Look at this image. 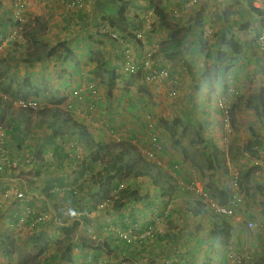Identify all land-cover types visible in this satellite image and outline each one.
<instances>
[{"label":"crops","instance_id":"0c3cea01","mask_svg":"<svg viewBox=\"0 0 264 264\" xmlns=\"http://www.w3.org/2000/svg\"><path fill=\"white\" fill-rule=\"evenodd\" d=\"M0 1L3 4L2 9L0 8V17L7 22V24H0V33L5 36L8 33V25L10 24V17H8L10 11L7 3L11 0ZM33 1V6L29 5L27 8L31 17L30 21L32 20V24L28 25V28L38 25V23L34 22L36 17L42 19L40 21L43 22L44 27L38 33V37L50 46L63 41L67 42L73 61L70 64L56 60L53 56L43 57L29 66L24 61L30 57L29 51L38 47V45H35L32 40L6 41L3 47L4 51L0 54L3 57H0V59H5L23 77H32V81L36 77L49 81V77L53 75L54 71H60L61 69L62 71L68 70L72 72L75 60L80 61V66H78L80 71H78V75H74L72 78L77 85L86 83L89 76H97L100 72L104 74L106 69H115L121 73L125 66L123 60L125 52L129 51L130 58L139 64L150 46L155 45V43L160 45L162 42L167 41L168 38L167 31L157 29L159 18L154 13V7H162L163 3L158 6L154 3V0H122V8H114L116 0ZM167 1L169 3L170 0ZM184 1L177 0L176 4L170 8L178 7V3L182 4ZM243 1L239 0L240 6L237 7L238 4H235L232 0H207L208 3L198 7L199 9L194 13H181L175 19L174 17L169 18L172 27L186 30V38L181 47L182 50L183 48L188 49L184 57L190 68L191 64L193 65L191 59L197 61L195 67L193 65L191 68L192 75L204 74L207 76L211 74L212 77L217 76L216 80L225 81L222 86L223 92L219 95L224 97L229 95L231 105L236 104L237 101L241 102L237 94L245 102L244 99L246 97L264 88V53L255 49L257 28L260 25L264 26V18L253 19L249 17L244 19L248 9ZM73 2L74 4H71ZM4 12L5 14H3ZM194 14L195 16L193 17ZM198 22L203 28L201 31L198 30V27H193ZM209 28L211 33L204 35V31ZM222 30H224L223 35L226 39L232 37L238 43L245 45V47L241 54L231 57V60H227L228 68L225 66L224 68L217 67L218 70L216 71L208 66L205 67L206 63L202 64L200 61L205 59L207 55H210L212 60H214L217 49L225 50L222 39L218 36ZM114 31H123L122 33H126L129 36L131 42H128V48L109 39L108 34L110 35ZM134 34L140 35V38H136V35L134 37ZM3 37L0 36V45L5 40ZM98 52L101 57L100 60L106 62L100 69L97 68L93 60V57H96L93 54ZM156 56V68L160 69L168 66L169 59L163 53L159 52ZM176 63L173 67L178 76L176 88L181 95L190 96V99H185L183 104L187 105L186 102H189L193 105H189L193 110L196 109L195 104L199 102L202 104L203 100L207 101V104L204 103V105H209V100L212 99L211 95L207 99L203 98V96L206 92L208 94L216 91L215 83L217 81L211 82V88H208L207 85L205 86L204 83L201 85V91H197L194 85L196 81L191 82L187 78V72H189L187 67L181 61ZM225 77L228 78V81L225 80ZM256 77L260 83L256 81ZM142 81L143 87L140 88V91L135 90L140 87L139 85L134 88L129 87V91L134 93L133 96L135 98L126 100L124 105H118V103L103 104V101H101V104L97 105L95 109L96 115H94V118L91 114H85V111H82L85 115L74 114L75 119L79 123L86 125L92 138L101 144L114 143L116 139L113 132L127 136V139L138 138L139 136L144 138L153 130L158 132L156 129L151 130L148 128V119H146L148 116L145 114V110L153 105L149 104V106L148 99H145L146 97L142 94L147 91L150 95L154 94L153 98H155L156 88L162 87L147 78ZM38 87L41 91L45 90L42 84L38 85ZM222 87L221 84L217 83V91ZM234 87L240 88L234 89ZM139 97H142L144 101L137 100ZM183 104L181 105L184 108ZM47 105V107L53 106L49 103ZM154 107H156V113L160 112L161 115L169 114V108L164 107L163 103L154 105ZM182 107L178 106L175 108L180 112L184 110ZM61 108L64 109L65 106L61 104ZM215 111L216 116L220 115ZM185 114L183 113V115ZM236 114V119L241 116V120H244L245 116L248 115L247 129L246 126L239 128L243 135L245 134V139L251 140L252 132H254L260 136L263 142V147L257 151V155L251 161L250 168H254L253 175L257 176L256 183L251 188L248 186L247 190L252 192L249 193L250 199L241 191V202L237 208V216L249 211V214L253 215L255 223L261 224L264 223V213L261 211V208H264V120L257 119L252 109L244 108ZM167 117L169 118V116ZM236 124L238 127L239 123L237 122ZM42 125L44 124L35 127L37 133L27 134L28 136L24 138H20L18 133L13 134L10 127L7 130L10 142L8 141L6 144V146L8 144L11 146L7 151L8 154L6 153L9 160H20V167H24L26 170L29 166L30 169H33L32 173L37 175V180L39 179L34 181L29 177L22 181V189H17L18 191H25L26 205H30L37 211L39 208L48 211V203L51 202L52 204L61 205V217H64L62 212L70 209L69 214H67L69 217H64L67 220V224L64 225L61 222V225L56 224L53 229L49 228L51 221L40 225V229L38 228L37 231L32 233L34 235L33 238H37L36 240L39 242L25 243L23 250L26 252L28 249H39V243L42 241L49 243L47 245L45 243L41 244L44 256L42 258L39 256L37 258L38 262L41 261L42 264H89L90 257H92L93 259H98L95 264H103L104 262L100 261L103 258L105 263L107 262L108 264H123L125 259L130 264L134 262H136L135 264H220L218 258H216V253L220 249L215 246L210 247V228L207 220L210 215L206 212L203 215H192L187 212L188 209L193 210L194 200H197L195 196H188V193H186L185 195L188 197L184 199H180L178 196L180 202L176 198L173 201H168L169 198L162 197L155 191L148 179L138 178V192L140 195H147V198L138 202L126 201L120 210H115L113 209V203L109 199H103L102 195L98 193L97 187L95 188L90 180L89 171L94 169L97 172L101 170L102 166L101 163L87 160L91 150L78 146L74 141V137H68L67 135H62L61 137L57 132L50 130L47 126V128H44ZM110 130L115 131L111 132ZM53 138H55L54 144L51 140ZM39 142H42L43 146ZM139 143L136 146L141 149L144 143L143 141H139ZM10 153H15V157L11 158ZM160 153L165 154V149ZM68 155L73 158L80 157L86 160L84 161V166L80 167L71 164ZM171 158L173 160L169 161L170 167H172V162H177L174 157ZM181 167L183 169L178 171L180 173L179 177L185 180L186 175L183 174L186 173L185 169L190 166L185 167V165H182ZM255 167H257L256 170ZM160 175H163L161 171ZM2 176L3 174L0 173V178ZM131 179L126 180L127 182L123 183V185L127 186ZM243 185L244 183L240 185V190L243 189ZM75 189L78 191V196L73 201L74 198L70 196V192ZM4 190L0 191V195ZM36 201L40 207L35 205L34 202ZM13 202H11V205ZM98 203H100L99 206H97ZM166 208H168L167 217L169 218L167 226L165 225V229H163L159 237L147 243L146 239L141 238V234L149 223H153V217L150 216L153 213L162 216ZM30 211H33V209ZM73 212H75V215L70 214ZM19 214L20 211L14 205L0 212V227L4 225V229L12 228L16 225V219ZM88 218H90L91 222L87 227L80 223V228L82 229L71 234L69 230L70 224L76 223L78 225L79 223L77 224V222ZM56 219L57 217L55 219L52 218V221ZM115 227H120L122 231L132 230V239L128 242L129 244L121 240L115 232ZM21 231H23L22 234L27 240L29 231L27 232L26 228ZM65 237L70 238L71 252L62 256ZM52 239H57L58 241L52 244ZM19 241L23 242V238L18 237L17 242ZM0 246V264H10L8 263L9 261L16 263V260H20L18 264L20 262L22 264L23 250L20 249V252L17 250L9 251L4 256L2 252L6 249V243H2L1 240ZM60 248L61 252L59 251ZM9 249L12 250L11 248ZM207 250H210L209 253Z\"/></svg>","mask_w":264,"mask_h":264},{"label":"trees","instance_id":"16d2710c","mask_svg":"<svg viewBox=\"0 0 264 264\" xmlns=\"http://www.w3.org/2000/svg\"><path fill=\"white\" fill-rule=\"evenodd\" d=\"M13 1V0H12ZM186 1V0H185ZM184 1V2H185ZM235 2V4H238L237 7L240 6L239 0H232ZM14 2V1H13ZM201 2V1H200ZM248 12H246L244 19L247 18H257L261 19L263 18L261 13L253 8L251 5L252 0H244ZM183 3V2H182ZM123 1L122 0H116L114 2V8H122ZM166 5V6H164ZM181 3H178L177 6H180ZM197 5L192 13H194L198 7ZM3 7L2 2L0 1V8ZM204 7V6H203ZM2 9V8H1ZM9 11L10 15V24L9 27H14L18 25V21L12 18L13 15V8H11ZM154 13L159 18V24L158 28L159 30H165L168 32V38L164 45V47H161L159 49L160 53H163L164 56L169 60H174V57L177 58L176 62H183L184 65L188 68L189 73H191V68L186 63L184 52L182 51V43L186 38V30L172 27L170 24L169 18L175 19V16H172V10L167 6L166 3H163L162 7H154ZM245 13V12H244ZM5 14V12L3 13ZM238 15V14H237ZM199 19V18H196ZM39 17H36L34 22L38 23L35 27H27L24 30H18L16 32H19L21 34V37L26 40H32L35 45H38V47H35L31 49L29 52V56L27 60L24 62L27 63L29 66L34 64L35 62H38L43 57H55L56 60H61L63 63H72V55L71 50L69 49L67 42H59L55 45H48L44 41L41 40L40 37H38V33L40 32L41 28L44 27V24L42 21H40ZM35 23V24H36ZM0 24H7L6 20L4 18L0 17ZM39 28L37 29V27ZM262 26V25H260ZM259 26V27H260ZM257 27V26H256ZM259 27L257 28V35L259 33ZM202 28V27H201ZM203 29V28H202ZM201 29V30H202ZM189 31V29H188ZM123 31H114L108 34V37L111 41L114 43L120 44L124 46L125 48H128L129 43L131 42V39L129 40V36L126 35V33H122ZM224 33H220V37L222 39V43L225 46V50H219L216 51V60L213 61L215 65H217L218 68H224V63L227 62L228 59L231 57H234L236 55H239L244 50L245 45L242 43H238L234 38L226 39L223 35ZM137 34H134V37ZM116 36V37H115ZM115 37V38H114ZM135 38V39H136ZM257 39V36H256ZM256 41V40H255ZM129 42V43H128ZM1 43V39H0ZM255 49L258 52H262L258 50L257 43L255 45ZM59 50V51H58ZM264 53V52H262ZM225 54V55H224ZM96 57H93V60L96 63L97 68L100 69V67L104 66L106 62L100 60V54L95 53L93 54ZM183 57V58H182ZM207 60H210L211 62V56L207 55ZM123 60L125 62V53L123 56ZM231 60V59H230ZM134 61V60H132ZM75 65H73V71L70 72L68 70L60 71H54L53 75H59L62 77L69 76L73 77L74 75H78V71H80V68L78 66L79 62L77 60L74 61ZM137 63L136 61H134ZM138 64V63H137ZM4 67V69H2ZM11 68L12 66L8 64V62L5 59H0V123H3L9 128L11 127L12 133L16 134L18 133L20 138H24L25 136H28V129L30 126H38L40 124H47V127L50 128V130L57 132V134L67 135L68 137H74V141L78 146H81L86 149H90V155L87 160L90 162H98L101 163V170L94 171V169H91L89 171L90 173V180L93 184V186L98 189V193L102 195L103 199H109L113 204V209L120 210L126 201H133L138 202L144 198H147V195H140L139 190V183L137 182L138 178H146L150 181L151 186L154 187L155 191L159 193L162 197H167L170 199H175L173 197V190L172 185L168 183V181L162 178L160 175V169L159 166L156 164L155 161H153L152 158L145 157L144 152H150L152 153V156L154 157L156 154V151H159L161 147L157 148L151 141V138L153 137L152 134H149L146 137L139 136L138 138L133 139H127L124 135H119L117 133H114L115 130H110L113 132L115 141L114 143H97L92 136L90 135V132L88 130V127L82 123H79L74 117V114L70 112L69 109H66L67 111H63L61 108L60 103L62 104L64 102L63 96H61L60 102H49V104L53 106H49L47 104H44L42 108L37 109H31L30 107H21L19 106L17 110H14L12 105L13 103H38V101H41L44 99V96L41 94L45 90L41 91L39 87H36L33 84L32 77H23L21 80L15 81L11 77ZM166 68V67H162ZM160 68V69H162ZM159 69V68H158ZM101 71V70H100ZM106 76V85L110 87L114 86L116 82L121 80V76L123 75L125 78L131 77L133 80L137 81L140 79L146 78V75L142 71H138L137 73L130 74L124 70L122 72H118L115 69H106L104 71ZM173 72H171L172 74ZM174 73H176L174 71ZM38 78V77H37ZM96 76H89L86 83H84L86 86L89 82H95ZM217 79V76L215 77ZM207 82L208 88H211V82L205 80ZM117 82V83H118ZM80 84V85H79ZM77 86L83 87V83H79ZM67 82H62V85L60 83L59 88L54 89L53 92L55 95L59 96L61 87H67ZM124 86L126 87H132L134 88L135 85L133 82L124 83ZM136 91H140V87L135 89ZM148 93V92H147ZM146 91L144 94H147ZM210 94V93H209ZM65 96V95H64ZM210 96V95H207ZM42 97V98H41ZM243 97V96H242ZM241 102L237 101L236 104H232L231 107L227 110V116L229 119V124L231 127H236V113L240 112L242 109H252L254 111V115L259 120H264V88L259 89L256 93L249 95L244 100L245 102L242 103L243 98L240 96ZM219 100V99H218ZM217 100V101H218ZM217 111H215L217 114H222L221 110L217 107ZM179 121V120H178ZM178 121L175 120V123ZM160 123L163 125H167L168 122L164 120H160ZM5 127L4 132H7V128ZM170 129V128H169ZM173 130V129H172ZM253 136L252 139L249 140L245 147L244 152L245 154L248 153L249 156H255L257 155V151L261 150L263 147V142L256 133L252 132ZM120 137V138H119ZM157 139L159 138L156 136ZM53 141V144L55 143V138L51 139ZM139 141H143L144 146L139 149L136 145L140 144ZM200 141V137L198 139ZM193 144V141L191 142ZM201 144H203V148L200 151H196L195 155L201 156L204 159V164L196 166V163H198V160H194V156L192 157V154L183 150L182 151V159L184 162H191V167L201 173L202 179L200 180L201 183H203V188L206 190L216 191L220 195V200L217 201L216 199L212 198L214 202H216L219 205H225L229 199H231L232 192L234 188H240V185L242 182H244L249 174L254 170L250 167L246 170V172L242 176L236 177V175L231 176L232 184L229 187H218V172L221 168V164L223 161V152L220 149V147L215 143L211 141L206 142L201 139ZM207 144L210 145V148L205 147ZM143 145V144H142ZM4 150L6 151V145L3 144ZM206 150H208V153ZM264 150V149H263ZM7 153V152H6ZM5 153V154H6ZM7 157V154H6ZM70 162L73 165L76 166H84V159L80 157H70ZM1 159V158H0ZM232 160V159H230ZM13 161V160H11ZM11 161L7 157V159L1 163L0 170L3 168L10 167ZM196 166V167H195ZM257 167H255V170ZM236 170V169H235ZM239 174V173H238ZM132 178L127 183V186H124L123 183H126L128 179ZM170 178V177H169ZM218 179V180H217ZM206 190V191H207ZM184 191V190H182ZM5 192V191H4ZM185 193H189L187 190L184 191ZM71 193V197L74 198L73 201L76 200V197L78 196V191L73 190ZM3 194V193H2ZM24 197L26 196L25 192H23ZM193 194V193H192ZM18 198L14 195H9L4 201L0 203V212L4 211V206L6 205L7 201L12 200L13 204L17 209L21 208L23 206V201L25 198ZM197 200H194V206L193 210L188 209V213L192 215H203L205 212L210 215V218H208V224H209V235H210V247L212 248L215 246L217 249H220L216 253V258H218L220 264H261L257 262V259L255 261L256 255H259V258H264V253L260 250H262V246L264 245V234L261 232L264 231V223L258 224L255 223L254 217L252 214H249V211L246 213H241L239 216H237V209L235 212L234 217L227 216L221 213H217L215 210H213L209 204L206 202L204 203L197 195H195ZM240 202V200H239ZM11 205V206H12ZM30 209H28V214L24 215L22 212L17 216L16 224L18 223L19 219H23L25 226L31 225L34 229L38 228L40 225L43 224L42 218L39 215V210L37 212H34V208H32L30 205L28 206ZM10 208V207H8ZM33 209V211H30ZM206 209V211H205ZM25 218V219H24ZM253 223L254 224V230H249L247 223ZM149 227H146L144 229L147 230ZM61 229V228H60ZM116 229V228H115ZM117 234L118 232L115 231ZM161 233L156 234V237H159ZM119 235V234H118ZM34 236V235H32ZM121 238V236L119 235ZM155 237V238H156ZM39 238V237H38ZM37 239V238H36ZM122 241L126 242V240L122 239ZM53 242L58 241L57 239H52ZM1 242V240H0ZM236 242V243H235ZM230 243L237 245V247H232ZM222 245V247H221ZM249 245V246H246ZM262 247L261 249H259ZM246 249V250H245ZM61 252V248L59 249ZM210 250H207L209 253ZM67 252V253H65ZM71 252V244H70V238L65 237L63 241V248H62V256H65L64 254H70ZM207 255V253H205ZM204 254V256H205ZM61 255V253H60ZM237 259H239V263H237ZM42 264V263H40ZM209 264V263H205Z\"/></svg>","mask_w":264,"mask_h":264},{"label":"rangeland","instance_id":"374dc122","mask_svg":"<svg viewBox=\"0 0 264 264\" xmlns=\"http://www.w3.org/2000/svg\"><path fill=\"white\" fill-rule=\"evenodd\" d=\"M10 1V0H9ZM15 2V0H13ZM13 1L11 0L10 2H8V8L9 10L11 8H13ZM20 3H22V5H24L26 7V10H23L22 13H20V15H23V24H24V29L27 27V25L32 24V20L30 21L31 17L28 14L27 8L30 6H33V0H19ZM177 2V0H170L169 3L167 0H154V3L158 6H161L162 3H166L167 6L173 7V5H175ZM205 3H208L207 0H201L200 5H205ZM11 12V11H10ZM198 15V14H197ZM195 16V14L193 15V17ZM200 17V15H198ZM12 18L15 21L14 18V14L12 15ZM216 18V17H215ZM214 18V19H215ZM194 28L198 27V30L201 31V25L200 22L195 23L193 25ZM17 26L15 27H9V30L7 31V35L4 36V34L0 33V36H4L3 38H5V40H3V44L0 45V54L3 53L4 49V43L6 41L9 42H14L18 39L19 36H17ZM222 33H224V30H222ZM158 34V33H157ZM218 36L220 37V34H218ZM166 41L162 42L160 45L155 43L154 46L157 51L155 52V54L152 57V60H154V69L155 70H160L158 68L155 67L156 65V61L157 59L155 57H157L156 55L159 53V49L161 47H164ZM151 48V46L149 47ZM202 49V48H201ZM148 50V49H147ZM184 52V54L186 55V53L188 52L187 48H183L182 50ZM147 52V51H146ZM145 52V53H146ZM3 57V56H0ZM210 60H207L206 56L205 59H202L200 62L202 64H205V67L208 66L210 67L212 70H218L217 65L214 64L213 61L216 60V53L214 56V60L212 61V57L209 58ZM177 58L174 57V60H169V62L167 63L168 66H165L166 68H168V70L170 72H173L172 74H170L169 78H164V79H157V85H160L162 88L157 89L155 91L156 97L153 98V95H150L149 93L147 94H142L144 95L146 98L148 99V105L152 104L153 106H150L148 109L146 108L145 110V114L148 116L146 117V119H148V128L153 130L156 129L158 130V132L156 131H150V134H152L153 136H158V143L161 147L162 150H159L160 152H162L164 149L166 151L165 154L160 153L159 151H156L155 156L152 158L153 161H159L161 166H159V169L161 171L162 178L168 181L169 184L172 185V189L173 191V197L177 199L178 202L179 198L180 199H184L188 196H195V194L189 192L186 187L187 185H189V183L193 182L195 184H197L200 189H202L203 191H205L209 198L211 199L214 198L217 201L220 200V195L216 192V191H212V189L210 190H205L203 188V183L200 182V180L202 179V175L201 173L198 171V169L196 170V168H191V162H184L182 159V151L185 150L189 153L192 154V157L194 156V160H198V163H196V166L199 165H203L204 164V159L201 156H198L197 154L195 155L196 151H200L203 148V144H201V139L203 138L204 141L206 142H215L220 149L223 152V161H222V166L219 169L218 172V182L217 185L219 187H229L232 184V180H231V176L236 175V177H238L239 175L242 176L246 170L251 167V161L254 159L253 156H249L248 153L245 154L244 147L246 145V143L248 142V140L245 139V134L243 135V133L239 130V128H242L246 126L247 129V124H248V115L245 116L244 120H241V116L239 117V119H236V123L238 122V127H231V126H226L224 127V123H225V119L223 117V113L221 115H215L214 111L216 110V106H215V101H216V105H217V100L221 99L224 101V109L228 110L231 107V103H230V97L229 95H219L223 92V83H225V81L223 82L221 79L216 80L215 77H212V75H207L205 76L204 74H198V76L196 75H192V73L187 72V78L193 82L196 81L195 85V90L197 91H201V85H203L205 83V86L207 84V81L209 82H214V80H216L217 82L216 84V91L210 92V94L207 92L204 93L203 98L207 99V95H211L210 97H212V99L209 100V105H204V103L207 104V101L203 100V103L201 104V102L196 103L195 107L196 109L193 110L190 106H193L192 104H190L189 102H186L187 105L183 104L185 102V99H190V96L185 97L184 95H181L178 91V89L176 88L177 83H178V76L176 75V73H174V66L177 64L176 63ZM191 62H193V65L195 67L197 61H194L193 59H191ZM193 65L191 64V68L193 67ZM225 67H229L228 63H224ZM222 66V67H224ZM232 68V67H231ZM4 69V67L2 68ZM188 70V68H187ZM192 72V70H191ZM11 77L17 81V80H21L23 78L22 74H19L18 72H16L13 68H11ZM227 75V74H225ZM49 81L47 79H40V78H33V84L38 87V85L42 84V87L45 88V91L42 92V95L44 96V99L41 101H38L39 104V108H42L44 104H48L49 102H60L61 96H63L64 98V102L62 103L63 106H65V108H60L63 111H67L66 109H69L70 112H72L73 114L76 115H80V112L85 111V112H90L89 114H91V116L94 118L95 114V109L97 107V105H100L101 101H103V104H110V103H118V105H124L126 100H130L131 98H135L134 93L132 91H129L130 89L126 86H124V83H128V82H133L134 85L137 87L138 85L140 86V88L143 87V81L144 79H142L140 77V79H138L137 81L133 80V78H125L123 75L121 76V80L114 86L110 87L108 85H106V76L105 74H102L101 72L99 73V75L96 76V80L95 83L98 87V91L100 94V97L98 100H93L91 96L88 95V93L86 91H84L83 93H81L80 95H77V92L81 89L84 88L79 86L77 87L76 81H73V77H69V76H64L61 78V76L59 75H52L49 77ZM255 78V77H254ZM225 80L228 81V78L225 77ZM67 82L68 86L67 87H61L62 90L60 89V94H58L59 96L55 95L53 90L59 88L60 83L62 82ZM256 81L258 83H260V81L257 79L256 77ZM217 83L221 84L220 90L217 91ZM251 83V82H250ZM197 85V86H196ZM235 88H240V87H234ZM174 90L175 91V96H171L170 95V91ZM153 93V92H152ZM231 93V92H230ZM66 97H65V96ZM238 96H240L239 94H237ZM236 96V95H235ZM80 97V98H79ZM218 97V98H217ZM232 97V96H231ZM42 98V97H41ZM182 100H181V99ZM217 99V100H216ZM237 99V96H236ZM137 100H143L142 97H139ZM144 101V100H143ZM181 102V103H180ZM163 103L164 107L169 108V114H165V115H161V113H156V107H154V105H161ZM242 103H244V101H242ZM184 106V108L182 107V105ZM61 105V103H60ZM211 105V106H210ZM182 107L184 110L180 111L175 108V107ZM205 107V108H204ZM38 108V109H39ZM208 108V109H207ZM178 111V113H177ZM209 112V113H207ZM181 113V114H180ZM183 113H186L185 115H183ZM87 114V113H86ZM85 115V114H84ZM237 115V114H236ZM169 116V118L167 117ZM167 119V120H165ZM160 120H164L167 121L168 124L167 125H163L160 123ZM175 120L178 121L177 123H175ZM230 125V124H229ZM237 125V124H236ZM44 128H47V124L42 125ZM0 131H3L6 127L5 124L0 123ZM35 127L37 126H30L29 129L27 130L29 134L32 133H37V130L35 129ZM7 130L9 129V126L6 127ZM170 128V129H169ZM173 129V130H172ZM244 129V130H246ZM167 133V134H166ZM213 133V134H212ZM2 134L1 136V140L3 142V144L5 143V145L8 143V141L10 142L9 139V135L8 132L6 133H0ZM28 134V135H29ZM212 134V136H211ZM8 137V138H7ZM200 137V141H198ZM244 137V138H243ZM190 141H193V144L190 143ZM39 144L41 146H43L42 142H39ZM205 147L210 148V145L207 144ZM9 148H11L10 144H8V146H6V152L9 150ZM208 152V150H206ZM158 153V154H157ZM210 153V152H208ZM8 154V152H7ZM145 154V152H144ZM10 157L14 158L15 157V153L11 154L10 153ZM145 157L146 154L144 155ZM8 157V156H7ZM177 161V162H172V167H170L169 161L173 160V158ZM232 159V160H230ZM16 161L15 165H12V167H7L5 169H1L0 173L3 174V176L0 178V191L2 190H7V188L10 190H16L18 188H21V184L23 180L28 179L29 177H31V179H33L34 181L37 180V175L32 173L33 169H30L29 166L27 167V169L25 170L24 167H20L21 165V161L20 160H13ZM28 163V162H26ZM1 165V164H0ZM30 165V164H29ZM185 165L186 166H190L188 168L185 169L186 173H182L183 175H186V178L184 180V178L179 177L178 171H181V169H183L181 166ZM195 166V167H196ZM192 169V170H191ZM236 169V170H235ZM239 173V174H238ZM170 177V178H169ZM256 177L255 174L253 175V171L249 174L248 178L242 182L243 185V189L240 190V188H234L235 189V193H237V195L239 196V200L241 202V191L244 192L245 195L248 196L249 198V193H252L251 191H248V186L251 188L254 186V184L256 183ZM39 180V179H38ZM37 180V181H38ZM40 180H42V178H40ZM4 190V191H5ZM76 190V189H75ZM182 190H187L189 193L185 195L186 193ZM4 191L2 193H4ZM22 192H25L23 190H21ZM179 196V198H178ZM211 196V197H210ZM26 197V196H25ZM194 198V197H193ZM250 199V198H249ZM3 200V197H2ZM93 200H95V198H93ZM173 201V199H170ZM168 200V201H170ZM213 200V199H212ZM97 201V200H96ZM95 201V202H96ZM171 201V202H172ZM214 201V200H213ZM11 202L7 201L6 205L4 206V211L11 206ZM23 203V206L21 208H18V210L20 212H22L24 215L28 214V209H30L28 207V205H26V198L21 201ZM35 205H37V207H40L39 203L36 201L34 202ZM49 204V210L47 211L46 209H41L39 208V215L41 216L40 218H42L43 220V224H47L51 221V223L49 224V228L53 229V227L56 226V224L61 225V222H63V224H67V220L64 219V217H69L67 216V214H69L70 209H68L66 212H62V214L64 215V217H61V205H57V204ZM105 204V201H104ZM103 204V205H104ZM100 203H98L97 206H99ZM240 205V203H239ZM262 213H264V208H261ZM50 211V212H49ZM188 211V210H187ZM34 212H37V210L34 209ZM75 213V212H74ZM167 213H168V208H166L165 213L162 216L157 215L156 213H153L150 217H153V223L152 224H148L147 227H149L147 230L143 231L141 234V238L142 239H146L147 243L150 241H153L156 237V234L163 232V229H165V225L167 226L169 218L167 217ZM72 214V213H70ZM55 219L57 217V219L55 221H52V218ZM25 219V218H24ZM61 219V220H59ZM69 219V218H67ZM167 219V221H166ZM91 220L90 218H88L87 220L82 219L81 221L77 222L78 225H76V223L74 224H70L69 226V230L72 233H74L75 231H79L82 228H80V223L87 227L88 224H90ZM4 225L2 227H0V240H2V243H6V249L2 252V254L5 256L6 253H8L9 251H19L20 249L23 250L25 248V243H38L39 241L36 240L35 238H33L32 233L37 231L38 228L40 229L41 226H39L38 228L34 229L31 225L29 226H25L23 219H19L18 223L16 225H14L12 228H5L4 229ZM67 227V226H66ZM26 228L27 229V240L24 238L22 232V229ZM116 229H118L119 231H121V233L125 234L127 233L128 235H132V230L128 229L125 231H122V229L120 227H115ZM17 229V231H15ZM20 229V230H19ZM150 231H153L152 236L148 235V233ZM262 234H264V231L261 232ZM77 234V233H75ZM148 235V236H147ZM18 237H22L23 238V242L19 241L17 242ZM126 242L128 243V241L126 240ZM45 243L46 245L49 244L46 241H42L41 243H39V249L35 248L34 250H29L26 252L23 250L24 255L22 258V264H40V262L37 261V258L40 256L41 258L44 256V251L42 250V246L41 244ZM54 242H52L53 244ZM129 244V243H128ZM143 246V244H141ZM232 247H237V245L235 244H231ZM249 246V245H246ZM1 247V246H0ZM9 248H11L12 250H10ZM264 253V245H263V249L260 250ZM264 255V254H263ZM257 257L255 258V261L257 259V262L264 264V258H259V255H256ZM15 259V258H13ZM98 259H93L92 257H90L89 260V264H95L96 261ZM20 260H16L15 262L9 261L8 263L10 264H18ZM103 264H108L107 262L105 263V260L103 258V260H100ZM132 261V260H130ZM136 262H134L133 264H135ZM21 264V262H20ZM88 264V263H87ZM99 264V263H98ZM122 264V263H121ZM123 264H130L129 261L127 259H125L123 261ZM132 264V263H131ZM139 264V263H138Z\"/></svg>","mask_w":264,"mask_h":264},{"label":"built area","instance_id":"2783aa9c","mask_svg":"<svg viewBox=\"0 0 264 264\" xmlns=\"http://www.w3.org/2000/svg\"><path fill=\"white\" fill-rule=\"evenodd\" d=\"M200 1L201 0H186L180 6L171 8L172 16L177 17L181 13L192 12L193 9L197 5H199ZM251 5L253 6V8L257 9L261 13L262 17L264 18V0H252ZM23 10H26V7L24 5H22V3H20L19 0H15V2H13V14H14L15 20H17L19 23L18 25H16L17 31L23 29V25H24L23 24V22H24L23 15H20V13H22ZM258 30H259V33L257 35L256 43L258 46V50L264 52V26H260ZM210 33H211L210 28L208 30L204 31V35H208ZM137 37L140 38V35H137ZM156 51H157V49L154 46H151V48H149L147 50V52L145 53V56L143 57L141 62H139V64L132 61V59L130 58V52L129 51L125 52L126 60H125L124 71H126L130 74H134V73H137L138 71H142L145 73L146 78L149 81H152L154 83H157L156 81L159 78L160 79H164V78L168 79L170 74H171V72L168 70V68H162L160 70H155L153 68L154 67V60H152V57ZM84 91H86L88 93V95L92 97L93 100L99 99V91H98V87H97L95 82L87 83L86 86H84V88H81L77 92V95H80ZM170 95L174 97L175 91L171 90ZM16 105L18 107L19 106L30 107L31 109H36V107H37L36 103H30V102L29 103H16ZM224 106H225L224 101L219 99L217 101V107L223 113V117L225 119L224 127H226V126H230V125H229V119L227 116V109L225 110ZM0 133H3V132L0 131ZM1 136H2V134H0V138H1ZM151 141L157 148L160 147V145L158 143V139L156 136H153L151 138ZM5 153H6V151L4 150L3 142L0 139V158H1L0 164L7 159ZM145 154L148 156V158H153L152 153L145 152ZM15 162L16 161H11L10 166L12 167V165H15L17 163V162L15 163ZM155 162L158 166H161L159 161H155ZM186 189L189 192L197 195L204 203L206 202L207 204H209L210 207L213 210H215L217 213H221V214H224L227 216H232V217L236 216L235 212H236V209L238 208L240 202H239V196L237 195V193H235V189H233V192H232L233 196L231 197V199H229L227 201V203L225 205H219L216 202H214L212 199L209 198L208 194L205 191L200 189V187L193 182L189 183V185H187ZM11 194H13L17 199L24 197V194L22 192H18V191L11 192V190L6 192L5 196L11 195ZM247 226H248L249 230H251V231L254 230V224L253 223L249 222V223H247ZM115 231L118 232V234L121 236L122 239L127 240L128 242L130 241L131 235H128L127 233L123 234L118 229H115ZM152 233H153V231H150L148 233V235L152 236ZM236 262L239 263V259H237Z\"/></svg>","mask_w":264,"mask_h":264},{"label":"clouds","instance_id":"9594fccd","mask_svg":"<svg viewBox=\"0 0 264 264\" xmlns=\"http://www.w3.org/2000/svg\"><path fill=\"white\" fill-rule=\"evenodd\" d=\"M71 4H74V2L73 3H71ZM22 30H24V25H23V29ZM21 31V30H20ZM17 33V36H19L18 37V39L17 40H22L23 38L21 37V34L19 33V32H16ZM12 107H13V109H15V110H17L18 109V106L16 105V103H13V105H12ZM39 107V104L37 103V107H36V109ZM86 113H90V112H85V114ZM80 115H84L83 114V112H80ZM1 128V127H0ZM3 133H5L4 132V130L2 131ZM11 190V192H15V191H18L17 189L16 190H12V189H10ZM8 188H7V190H5V192L3 193V194H1L0 195V203L2 202V201H4L8 196H5V193L6 192H8V191H10ZM18 192H22V191H18ZM23 193V192H22ZM11 195H13V194H11ZM2 197H3V200H2ZM24 198H26V197H24ZM17 199V198H16ZM72 215H75V213L73 212L72 213ZM131 239H132V235H131Z\"/></svg>","mask_w":264,"mask_h":264}]
</instances>
